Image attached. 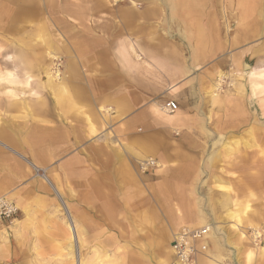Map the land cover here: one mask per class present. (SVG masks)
Here are the masks:
<instances>
[{
  "label": "rangeland",
  "instance_id": "obj_1",
  "mask_svg": "<svg viewBox=\"0 0 264 264\" xmlns=\"http://www.w3.org/2000/svg\"><path fill=\"white\" fill-rule=\"evenodd\" d=\"M73 1L77 2L75 8L81 9L88 2L98 4L101 0H26L22 6L23 8L30 6L28 11L23 12L22 8L16 13L13 12L14 15H10H13V18L1 13L6 2L0 1V96L37 97L38 94L34 91L42 86L44 80H48L47 73H43L45 69L47 72L51 70L60 73L59 78L63 82L70 77L67 68L71 55L68 53L74 55L70 51V47L72 48L69 44L70 39L83 35L86 30L106 26L107 19L110 20L107 15H101L108 11L107 6L94 13L84 10L86 14L81 12L65 16L59 11V5L71 6ZM112 1L111 7L114 10L111 15L114 16L115 9L127 2ZM157 1L162 4L163 11L155 20L146 21L147 31H144L141 39L137 37L141 40L142 48L127 44L128 50L135 60L147 59L155 64L153 57H157L159 62L176 71L175 75L183 68L185 72L179 76H210V129L206 131L210 142L187 146L189 165L185 171L186 180L181 177L173 178L175 181L179 179V183H174L172 188L174 187L175 191H182L185 195L180 200L194 204L193 207L186 209L195 213L196 220L181 224L165 240L162 239L163 225L161 222L157 223V227L155 225L159 202L157 192H152L150 197L145 196L143 192L144 183L149 186L160 185V178L155 176L163 174L166 165L159 162L153 153L145 155L154 158L161 167L153 161L148 164L146 170H143L140 162L135 157L132 159V162H135L134 174L141 175L145 180L142 183L144 213L140 224L146 225V228L141 227L136 232L134 230L139 224L134 223H127L125 224L127 226L123 225L121 228L126 233L125 227L129 230L130 225H133V231L131 229L121 241L123 245L125 244L123 247L126 264H131L133 259L135 264H175L181 256L173 250L178 233L184 229L190 231L203 226H208L211 230L205 238L196 241L191 238V245L196 249L189 258L190 264H248L250 253L253 255L251 264H264V79L255 81L250 76L252 69L264 66V0H196L200 5L196 12L182 8L168 12L166 5L171 2L169 0L155 2ZM141 3L145 6L150 4L148 0ZM44 4H47L50 10L42 9L43 11L39 12L37 8ZM248 8L249 11L245 14ZM189 15L198 18L192 20L189 19ZM200 32L205 34L206 41L199 40ZM46 36L48 39L56 40L54 48L46 43L45 40H48ZM128 40L129 37L123 42L126 44ZM122 49L121 42L116 54L119 52V60L125 68L133 72L132 75L152 76L162 82L171 78L163 76L152 67L142 70V73L136 68H131L123 56ZM50 50L56 51L58 55L47 56L46 53ZM7 61L9 63L5 66ZM29 63H32V66ZM7 69L15 70L17 76L12 80L8 78L9 76H2ZM26 70L32 74V82L29 85L25 83L26 76H22ZM220 73H223V76L220 78V88L216 91L212 87L219 83ZM161 106H164V103ZM178 131L177 129L173 131L175 136L178 135ZM140 132L141 130L136 128L133 136ZM114 136V132L111 131L110 138ZM120 140L123 141V138ZM172 146L176 147L175 144ZM131 167L133 168V165ZM35 170L40 171L36 173L42 177V169ZM105 183V180L99 177V206L94 209H68L60 200L54 204L41 197L32 198L23 206L21 201L15 198L19 206L16 220L25 218L23 207L28 208L29 218L27 217L28 224L25 228L22 227L21 232L27 236L25 248L22 247L18 260L14 256L10 260L17 264H69L72 256H76L79 261L82 253L83 262L86 264H109L110 259L107 255L110 253V196L106 195L105 190L101 191L106 189ZM147 205L152 211L154 225L147 223L149 216L144 209ZM185 211L179 210L183 215ZM44 218L52 219L53 224L44 223ZM69 221H74L78 236L83 239L86 247L81 249L79 242L72 238L73 222ZM9 224L11 225L7 230L12 238L11 227L14 223ZM254 227H261L262 233L259 236L254 235ZM65 231L67 233L57 241L48 237L50 232L60 235ZM139 231L153 234V241L148 234H143L144 238L140 239ZM106 239H109V243H104ZM203 246L205 247L202 248ZM8 258L10 257L3 259Z\"/></svg>",
  "mask_w": 264,
  "mask_h": 264
},
{
  "label": "crops",
  "instance_id": "obj_2",
  "mask_svg": "<svg viewBox=\"0 0 264 264\" xmlns=\"http://www.w3.org/2000/svg\"><path fill=\"white\" fill-rule=\"evenodd\" d=\"M135 1L141 4L144 0ZM148 1L150 4L136 8L126 0L112 16L114 9L110 0V9L101 14L110 17L106 26L82 31L83 35L70 39L72 48L69 47L74 55L68 53L70 77L64 82L61 78L55 83L49 78L44 80L34 98L0 96V196L15 194L23 206L28 200L41 197L54 204L60 200L72 209H94L99 206V177L107 186L101 191L110 196V177L114 182L116 177H137L132 159L139 154L154 159L145 155L153 153L166 168L163 174L155 176L160 178V185L145 184L143 193L150 197L152 192H157L155 225L160 222L163 225L162 239L169 238L181 224L196 220L195 213L186 209L194 204L180 200L184 193L175 191L172 185L179 183V179L173 178L186 180L187 146L210 142L206 132L210 129V76H179L185 72L182 68L162 82L152 76L132 75L125 68L119 52L116 54L120 43L127 37L141 39L147 31L146 21L162 14V4ZM177 1L175 6L166 5L168 12L185 10ZM46 43L54 48L56 40ZM49 53L57 54L50 50L46 55ZM64 88L68 92H61ZM168 100H175L179 105V116L173 123L166 122L157 109ZM91 126L96 129L94 134L90 133ZM136 128L141 132L133 136ZM110 129L114 138H110ZM176 129L177 136L173 133ZM33 163L42 168L49 182L39 176L40 171L33 168ZM54 178L63 190V198L58 197L53 187ZM132 187L125 183L118 188L112 183L111 189L114 193L123 192L122 202L131 205ZM144 209L149 216L147 223L154 225L150 207L147 205ZM181 209L188 212L183 215L179 212ZM43 221L53 224L49 218ZM141 227L146 225L139 223L136 230ZM131 229L125 227V234ZM65 233L50 232L48 237L57 241ZM143 234L148 233L140 232V239L144 238ZM148 235L153 241L152 235ZM20 255L13 246L8 259L14 256L18 260Z\"/></svg>",
  "mask_w": 264,
  "mask_h": 264
},
{
  "label": "bare ground",
  "instance_id": "obj_3",
  "mask_svg": "<svg viewBox=\"0 0 264 264\" xmlns=\"http://www.w3.org/2000/svg\"><path fill=\"white\" fill-rule=\"evenodd\" d=\"M1 1V0H0ZM6 2V5L5 7H2L1 9V13H4L7 17H11L13 18V12L16 13L17 11H20L22 10L23 8V3L26 1L24 0H4ZM48 1V0H47ZM76 1V0H75ZM94 1V0H92ZM191 2H184L179 0V6L180 7H184L185 10L187 9L188 11H197L200 7L199 3L196 1V0H190ZM234 1V0H233ZM19 2V4H18ZM63 2V1H62ZM74 2V1H73ZM130 4L133 6V7H136L138 8L141 4L135 0H129ZM149 2V1H148ZM169 2H172L171 5L172 6H175V0H169ZM77 3V2H76ZM75 2L74 3H68L71 4V6H66V7H62L61 5H59L58 9L59 11L63 12L64 15H69V14H78V13H84L86 14V11H88L89 13H94L96 12L97 10L99 9H104L106 6H107V9H110V7H108L110 5V0H104V1H98V4L94 3V2H88V4H86L85 6H83V8H79L77 9V7L75 8V6L77 5ZM248 3V2H247ZM21 4V6H20ZM146 4V3H145ZM154 5V4H153ZM246 6V5H245ZM248 6V5H247ZM38 7V6H37ZM50 7V6H49ZM80 7V6H79ZM30 8V6H27V8H23V12L25 11H28V9ZM179 8V7H178ZM38 11L42 12L43 10L45 11H49L50 9H48V6L47 4H44V6H40L39 8H37ZM43 9V10H42ZM52 9V8H51ZM233 9V8H232ZM179 10V9H178ZM249 11V8L246 9V12H244L245 14H247ZM182 12V11H181ZM11 14H13L12 16H10ZM22 15V14H21ZM244 15V14H243ZM187 16V15H185ZM246 16V15H244ZM71 17V16H70ZM179 17V16H178ZM198 16H194V15H189V19H192V20H195L197 19ZM72 19V18H71ZM71 19H69V21L71 23H74V21H72ZM183 20V19H182ZM179 21V20H178ZM179 23V22H178ZM182 23V22H181ZM77 24V23H76ZM247 24V23H246ZM74 25V24H72ZM194 25V24H193ZM192 25V26H193ZM191 26V27H192ZM189 27V26H188ZM194 30V29H193ZM192 32V31H191ZM190 33V32H189ZM247 36V33L245 34ZM184 36V35H183ZM195 36V35H194ZM191 37V36H190ZM197 37V36H196ZM245 37V36H244ZM47 38V36H46ZM186 38V37H185ZM195 38V37H193ZM48 39V38H47ZM238 39V38H237ZM48 40H51V39H48ZM48 40H45V41H48ZM199 40L201 42H204L206 41V36L205 34H202L201 32L199 33ZM186 41V40H185ZM189 41V40H188ZM193 41V40H192ZM194 42V41H193ZM55 43V42H53ZM123 43V49H122V53L124 54L123 56L128 60V63L131 65V68H136L137 71H139L140 73H142V70L146 69V68H149V67H152L154 68L155 70H157L160 74H162L163 76H171V78L173 76H175V73L176 71H173V69H169L168 68V65L166 64H163V62H159V60H157V57H153L154 60H155V64L151 63L150 60H147V59H141L139 60L140 58L138 59H133L129 50H128V47H127V44L130 45L132 44L133 46L134 45H137V47H139L140 49L142 48V45H141V40L139 39H132L129 37V40H128V43ZM195 43V42H194ZM151 44H154V43H151ZM56 44H54L55 46ZM14 46V45H13ZM50 46V45H49ZM193 46V45H192ZM50 48V47H49ZM4 49V48H3ZM3 51V50H2ZM74 51V50H73ZM198 51V50H197ZM4 52V51H3ZM29 52V51H28ZM36 53V52H35ZM196 53V52H195ZM24 54V53H23ZM27 54V53H26ZM133 54V53H132ZM8 55V54H7ZM6 55V56H7ZM28 55V54H27ZM49 57H56L55 54H52V53H49L48 54ZM58 55V54H57ZM139 55V54H138ZM25 56V55H24ZM135 56V55H134ZM199 56V55H198ZM5 57V56H4ZM15 57V56H14ZM22 57V55H21ZM193 57V56H192ZM8 58V57H7ZM10 58V57H9ZM59 58V57H58ZM13 59V57H12ZM55 59V58H53ZM60 59V58H59ZM15 60V59H14ZM12 61V60H11ZM25 61V59H24ZM135 61V62H134ZM158 61V62H156ZM8 61L5 62V66L8 65ZM14 63V61H13ZM30 64V63H29ZM27 64V65H29ZM32 64V63H31ZM30 64V65H31ZM26 65V63H25ZM32 66V65H31ZM30 66V67H31ZM45 66V65H44ZM13 67V66H11ZM15 67V66H14ZM13 67V68H14ZM6 68V67H4ZM24 68V67H23ZM34 68V67H33ZM14 69H17L16 67ZM27 69V68H26ZM36 69V68H35ZM44 69V68H43ZM5 70V69H4ZM3 70V72H4ZM8 71H6L4 73V75L2 76H9L8 78L9 79H14L17 75H16V72L15 70L12 71L7 69ZM57 70V69H56ZM51 71V70H50ZM48 71L45 69L44 72L45 74L47 73L46 76H48L49 78V81L52 83L54 82L55 83V80L59 79L60 77V73H58L57 71ZM1 72V71H0ZM30 71H27L24 73V75L22 76H26L25 77V83L26 84H31L32 82V77L31 75L29 74ZM250 72V71H249ZM35 74V73H33ZM38 76V75H37ZM221 76H223V73H220L219 75V83L215 84L214 87H212L214 90L216 89H219V84L221 82ZM250 76L251 78H253V80H258V79H264V66L263 67H255L254 69H252L251 73H250ZM18 78V77H17ZM19 80V79H18ZM19 82V81H18ZM5 83V82H4ZM33 84V83H32ZM59 84V83H58ZM63 84V83H61ZM62 89V88H61ZM9 90H13V89H9ZM50 90V89H49ZM48 90V91H49ZM67 90V89H66ZM65 88L64 90H62L61 92H68L66 91ZM2 91V90H1ZM217 91V90H216ZM36 92V91H34ZM17 93V92H16ZM64 93V94H65ZM35 94H38V93H35ZM158 106V105H157ZM155 108V107H154ZM157 109L160 111V113L162 114V116L164 117L165 121L166 122H169V123H173V121L176 120V118L179 116V110L177 109L174 113H170L168 112L164 106H158ZM87 117V116H86ZM87 120V118H86ZM89 120V119H88ZM87 122V121H86ZM91 123V121H89ZM92 124V123H91ZM94 126V125H93ZM96 131V129H94L92 126L90 127V133L94 134V132ZM135 153V152H134ZM138 158L140 164H141V167H143V170H146L148 164H150L151 162L154 161V163L158 164V167L160 165L159 162H156L154 159H147L145 157H143L142 155H138V156H135ZM139 164V165H140ZM32 166L37 169V170H41L42 168L33 163ZM48 168V167H47ZM143 173V172H142ZM42 177L48 181L49 178L47 177V175H42ZM115 179V182L113 181L112 177H110V253H108L107 255V258L110 259L109 261V264H126L127 262V259H125V250H124V245L122 244V239L126 238V235L125 233L123 232V230L121 229L123 227V225H125V223H134V224H139L140 221H142V218H143V209H142V183L145 181L144 180V177H142L141 175L139 176H130L128 179H124L122 177H116L114 178ZM128 180V182H127ZM49 182V181H48ZM112 183H114V185H116L118 188L122 185V184H125V183H129V184H132L133 187L131 189V192H133V194H131V198H130V201H131V205H128L127 203H123V192H117V193H114L111 189V186H112ZM146 184V183H144ZM53 187L55 189V191L57 192V194L63 198V190L61 188V186L58 184V181L54 178L53 180ZM124 188V187H123ZM124 191V190H123ZM115 195V197L113 198V196ZM126 194V192L124 193ZM58 196V197H59ZM8 197V196H7ZM10 197H12L11 199L13 198H16L15 194H10ZM9 197V198H10ZM15 200V199H13ZM16 201V200H15ZM18 206V204H17ZM19 207V206H18ZM68 208V206H67ZM23 210V215H24V219L22 220H16V218L11 222L12 224L14 223V225L11 227V231H13V237L11 238L10 237V234H9V231L7 229L10 228V225H2L0 227V258L3 259L5 257H8L10 252H11V249L12 247L14 246V249L15 251H18L19 254H21V249L22 247L25 245L24 243L27 241V236H25L24 234H22V227L25 228L26 225L28 224V213H29V210L27 207H23L22 208ZM66 209V208H65ZM69 209V208H68ZM67 210V209H66ZM69 211V210H68ZM67 212V211H66ZM231 213V212H230ZM233 213V212H232ZM67 216H68V213H67ZM72 216V215H71ZM229 216H234L233 214H229ZM28 217V218H27ZM69 217V216H68ZM73 217V216H72ZM260 218V217H259ZM147 219V218H146ZM16 220V221H15ZM30 220V219H29ZM76 220V219H75ZM79 221V220H77ZM70 222V221H69ZM73 222V224L71 225V231H73V235H72V238H74V240H76V242H79L80 244V247L81 249L85 246V242H83L82 238H80V236H78V232H77V227L76 225L74 224V221H71ZM70 222V223H71ZM30 223V221H29ZM146 223V222H145ZM144 223V224H145ZM77 224V223H76ZM203 224V223H202ZM208 225V224H207ZM79 226V225H77ZM208 226H203V228H207ZM209 228V231L211 230L210 227ZM254 235H257L259 236L260 233V229L261 227H254ZM138 230V229H137ZM136 230V232H137ZM147 230V229H146ZM188 229H184V232H179L178 235L176 236V239L179 240V243H180V240H183L186 242L187 246H186V250L185 252L183 253H179L181 256L180 257V260H178L175 264H190L191 261L188 260V253L190 252V246L192 244V239L187 236V234H189V232L187 231ZM208 231V232H209ZM207 232V233H208ZM264 233V232H263ZM153 235V234H152ZM262 236V235H261ZM264 236V235H263ZM86 239V238H85ZM175 239V240H176ZM175 242V241H174ZM104 243H109V239H106V241H104ZM124 243V242H123ZM99 244V243H98ZM79 246V245H78ZM104 246V245H103ZM198 246V245H197ZM69 247V246H68ZM72 247V245H71ZM79 247V248H80ZM86 247V246H85ZM174 247V251L176 250V247L173 245ZM103 249V247H102ZM138 249V248H137ZM173 251V252H174ZM177 251V250H176ZM76 252V250H75ZM78 252V251H77ZM81 252V251H80ZM96 252V251H95ZM104 252V251H103ZM181 252V251H180ZM94 253V252H93ZM107 253V252H106ZM97 254V253H96ZM95 254V255H96ZM77 255V254H76ZM99 255H102V254H99ZM98 255V256H99ZM104 255V254H103ZM105 256V255H104ZM221 256V255H220ZM252 253H250L249 257H248V264H251V259H252ZM101 257V256H100ZM100 257H99V260H100ZM177 257V256H176ZM104 258V257H103ZM224 259V258H223ZM222 259V260H223ZM83 258H82V253H81V256L79 257V261L77 260V257L76 256H72V258L70 259V261L68 262L69 264H86L83 262ZM134 261V259H133ZM133 261L131 262V264H135L133 263ZM105 262V261H104ZM100 263V261L98 262ZM32 264V263H31ZM104 264V263H103ZM215 264V263H214Z\"/></svg>",
  "mask_w": 264,
  "mask_h": 264
},
{
  "label": "built area",
  "instance_id": "obj_4",
  "mask_svg": "<svg viewBox=\"0 0 264 264\" xmlns=\"http://www.w3.org/2000/svg\"><path fill=\"white\" fill-rule=\"evenodd\" d=\"M164 108L170 112L174 113L177 109H179V105L175 100H168L164 103ZM19 211V207L17 206V203L15 200L7 197L6 195L0 196V227L2 225H8L9 222L11 223L17 216ZM189 231V230H188ZM209 231V228H199V229H192L190 230L188 236L195 241L197 239L205 238L207 232ZM184 232V231H182ZM174 246L176 247V250L178 253H183L186 250V242L183 240H175ZM203 246L202 248H204ZM196 247L194 245L190 246V252L188 253V260L190 261V256L194 254ZM181 251V252H180ZM179 255V254H178ZM0 264H17L14 261L10 259H1L0 258Z\"/></svg>",
  "mask_w": 264,
  "mask_h": 264
}]
</instances>
